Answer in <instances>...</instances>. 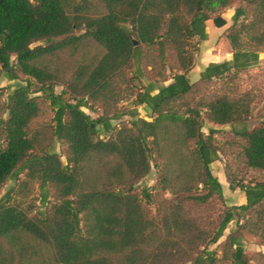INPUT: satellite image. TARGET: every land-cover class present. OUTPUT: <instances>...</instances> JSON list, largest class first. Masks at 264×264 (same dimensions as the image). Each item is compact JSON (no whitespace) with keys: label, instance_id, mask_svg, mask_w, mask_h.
<instances>
[{"label":"trees","instance_id":"obj_1","mask_svg":"<svg viewBox=\"0 0 264 264\" xmlns=\"http://www.w3.org/2000/svg\"><path fill=\"white\" fill-rule=\"evenodd\" d=\"M235 1L0 0V77L25 76L5 105L0 92V185L23 173L38 184L42 205L30 214L9 192L0 198V264H250L242 239L264 245V180L237 177L264 173V124L235 130L223 145L202 127L204 119L229 125L252 116L257 94L239 80L264 52V0H241L250 17L240 19L243 7L232 16L231 58L188 77L193 39L207 40L208 20L223 27L222 11ZM86 41L100 54L62 79L48 60ZM166 71L171 82L158 84ZM128 90L132 106L124 111L118 104ZM45 102L66 162L43 127L32 126ZM95 107L96 118L84 111ZM231 146L238 172L225 176L245 202L212 211L223 193L211 167ZM152 162L156 183L138 189ZM235 218L218 256L212 247ZM258 259L264 264V253Z\"/></svg>","mask_w":264,"mask_h":264},{"label":"rangeland","instance_id":"obj_2","mask_svg":"<svg viewBox=\"0 0 264 264\" xmlns=\"http://www.w3.org/2000/svg\"><path fill=\"white\" fill-rule=\"evenodd\" d=\"M238 7H243L245 9V14L240 19H248L250 17V8L241 0L235 1L229 7L222 11V16L226 20V24L217 28L213 25L211 20L206 22V31L208 33L207 40L199 41L197 38L193 39V46L195 52V64L193 68L188 73V77L191 81L198 78L201 69L207 65L209 62H220L230 59L232 56V50L228 40L225 38L226 29L233 23L232 16L234 15ZM100 49L93 44L91 41H86L79 45L75 49L67 48L58 52L52 58L48 60L51 67L58 72L59 76L68 80L72 72L80 60L90 61L93 56L100 54ZM259 64L249 70L241 73L239 80V87L241 90H252L257 97L252 104L253 111L252 116L244 122L229 124V125H216L208 120H203L202 131L207 135L210 129L214 130V138L216 141L223 144H230L235 138V130L247 129L251 130L257 128L264 124V52L259 53ZM171 74L166 71L163 78L157 79L158 84H168L171 82ZM25 80V76L19 75L18 79H8L5 75L0 77V92L1 102L5 105L7 102V95L10 94L16 87H18ZM145 84L144 80L141 81H130V89L137 90L140 86ZM63 86L56 85L55 91L61 92ZM130 90L124 94V99L118 104L121 110L126 111L131 108V95L128 96ZM139 113L142 116H149L143 105L137 107ZM92 118H96L101 115L102 110L99 108H94L93 110L84 109ZM2 116L6 117V112H2ZM53 112L51 111L48 103H44L43 111L41 115L32 123L33 127L42 128L47 133V138L50 140L52 150L57 152L61 156V160L66 162L65 155V144L51 136V125L53 124ZM122 120L127 121L129 117L123 116ZM116 120L113 124H117ZM101 137L107 136V133L101 132ZM237 147L231 146L230 153H221L219 160L211 167L212 173L216 176L222 186L223 199L214 200L210 204V209L212 211H217L223 209L225 206H239L245 202L243 193L239 188L231 189L229 187V182L226 179L225 171L229 174L238 172L237 164H234V154L236 153ZM227 164V167H226ZM152 169L150 174L143 179L137 188L140 189L144 185L151 187L154 186L157 180V168L152 162ZM238 179L242 178L244 182L250 181H261L264 180V173L256 170H242L238 173ZM10 193L9 200L10 203L20 206L21 208L28 210L30 214L36 212L42 207L39 194L38 184L35 182L28 181L24 174H20L16 180H6L0 185V198L4 197L7 193ZM237 218L233 219L225 229L223 236L220 240L213 245V249L216 250L217 255H221L220 244L225 239V237L235 231ZM244 244L245 252L250 258V264H259V254L264 253V245L257 242V240L250 236H245L242 239Z\"/></svg>","mask_w":264,"mask_h":264}]
</instances>
